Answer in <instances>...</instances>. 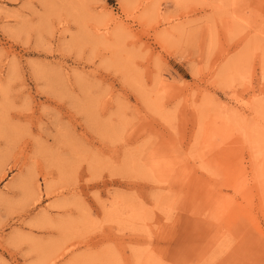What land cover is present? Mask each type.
<instances>
[{"label": "rangeland", "instance_id": "rangeland-1", "mask_svg": "<svg viewBox=\"0 0 264 264\" xmlns=\"http://www.w3.org/2000/svg\"><path fill=\"white\" fill-rule=\"evenodd\" d=\"M0 264H264V0H0Z\"/></svg>", "mask_w": 264, "mask_h": 264}, {"label": "trees", "instance_id": "trees-1", "mask_svg": "<svg viewBox=\"0 0 264 264\" xmlns=\"http://www.w3.org/2000/svg\"><path fill=\"white\" fill-rule=\"evenodd\" d=\"M110 2H113V0H109Z\"/></svg>", "mask_w": 264, "mask_h": 264}]
</instances>
